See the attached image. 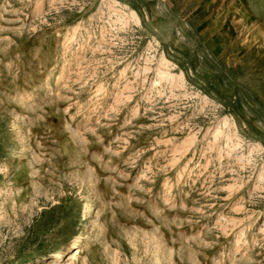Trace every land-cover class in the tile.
Masks as SVG:
<instances>
[{
	"label": "rangeland",
	"instance_id": "rangeland-1",
	"mask_svg": "<svg viewBox=\"0 0 264 264\" xmlns=\"http://www.w3.org/2000/svg\"><path fill=\"white\" fill-rule=\"evenodd\" d=\"M76 239L264 264V0H0V264Z\"/></svg>",
	"mask_w": 264,
	"mask_h": 264
},
{
	"label": "bare ground",
	"instance_id": "bare-ground-1",
	"mask_svg": "<svg viewBox=\"0 0 264 264\" xmlns=\"http://www.w3.org/2000/svg\"><path fill=\"white\" fill-rule=\"evenodd\" d=\"M81 244H82L81 241L78 239L72 241L71 246L68 245L67 248L62 247L59 250H57L55 252L56 255L54 258H56L58 260L59 258L65 257L64 255H68V258L62 262L67 261V262H69L68 264H75L77 261L80 260V258L82 256V253L80 250Z\"/></svg>",
	"mask_w": 264,
	"mask_h": 264
}]
</instances>
